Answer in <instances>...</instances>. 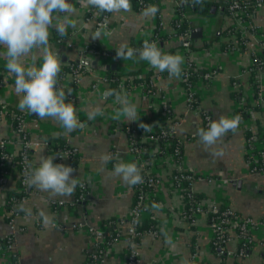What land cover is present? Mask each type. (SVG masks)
<instances>
[{"label":"crops","instance_id":"0c3cea01","mask_svg":"<svg viewBox=\"0 0 264 264\" xmlns=\"http://www.w3.org/2000/svg\"><path fill=\"white\" fill-rule=\"evenodd\" d=\"M180 1H159L160 33L168 35L166 40L155 38L153 41L157 42L165 53H168L169 48L178 45L169 54L179 53L184 57L182 69L188 60L205 71L214 69L212 78L207 80L200 77L194 81V89L199 98L197 108L191 109L186 106L180 78H169L168 73L157 71L147 61L120 58L115 60L108 55L101 56L102 59L96 57L88 59L97 60L98 65L115 64V69L108 71L118 72L123 76L128 71L139 68L141 72L137 74L138 76L144 77L151 72L153 94L147 95L142 83H132L128 89L121 90L128 94L132 104L136 106L138 118L135 121L118 115L121 105L116 102L115 96L105 95L108 92V83L98 81L94 77L95 74L103 76L104 72L108 71L103 69L96 71L97 68L92 67L94 73L85 72L76 81V99L73 104L78 110L79 120L84 125L82 128L65 135V130L51 118L40 119L35 114L23 111L28 114L23 121L24 130L32 140L39 142L32 148L30 171L38 167L42 155L54 156V163L69 165L75 170L72 177L78 179V185L81 183L84 185L85 196L83 200L75 202L74 195L71 198L53 196L49 192L32 187L30 195L20 204L30 209L32 215H26L19 210L10 214L4 207L5 192L2 189L15 188V177L13 175L6 177L4 185L0 187V240L11 236L8 252L14 253L13 264H87V253L92 245V237L87 231V226L104 228L102 224L104 220L111 217H126L132 200V186L127 185L113 171L117 163L115 156L118 155L119 160L125 163L131 161L128 139L123 127L142 124L147 114L160 118L161 103L170 107L172 117L177 122L174 135L183 140L182 156L179 162H175L172 156L165 152L158 158L153 157L149 163L148 169L157 177L158 183L151 192L155 200L150 205V211L143 213V217L152 216L156 221L157 232L141 237L137 244L136 264H264V174L252 172L244 157V129L254 130L256 119L260 120L261 114L253 112L250 118L241 120L236 133L229 132L223 138L222 143L216 146L223 150L222 157L213 156L211 153L214 149H206L196 135L197 129L208 127L209 120H216L220 116L231 118L234 109L251 101L252 90L246 68L253 53L264 54V4H259L255 8L252 23L256 26V34L253 35L244 31L242 24L224 14L223 10L222 13L217 9L210 15H200L185 6V14L193 23L191 28L197 25L201 27L200 36H189L193 50L188 51L186 47L179 45L180 37L171 34L173 31L170 25L172 17L170 12ZM209 1L211 2L209 10L212 5L217 8L223 7L222 0ZM68 2L77 9V13L71 17L77 21L76 27L68 28L63 39L49 42L54 50L57 49L60 60L61 56L74 60L77 51L84 43L92 40L91 36L96 32L95 10L89 9L84 0ZM141 12L142 10L132 8L131 12L109 13L100 38L91 42L94 41L99 48L108 52L116 51L121 44L126 43L129 46L133 41L149 38L156 26L155 16L144 17ZM234 22L240 29L239 35L242 34L246 38L245 45L243 48L224 50L223 45L228 44L231 35L230 32L222 31L229 25L234 26ZM53 29H50V35ZM207 42L208 46L204 47L203 44ZM4 51L5 49L0 47V67L6 68ZM33 56L35 61L29 56L26 63L35 62L39 66L42 63L41 55L34 52ZM259 72L255 74L264 81V71ZM70 79L71 74L66 75L63 83L67 84ZM14 86L15 84L11 82L0 86V137L8 140H13L16 132L2 109L7 108L6 105L19 109L21 97L15 93ZM232 91L239 95L230 96ZM97 105L102 109L103 115L89 120V111ZM58 136L76 149L79 155L76 164L71 165L68 156L61 159L59 155L67 154L55 152L48 144L53 142L52 138ZM186 136L190 138L186 139ZM15 145L16 143L13 144L12 141L10 151H15ZM156 148L155 142L148 143V152H154ZM104 154H113L114 159L104 163L100 159ZM176 167L199 175L192 181L191 186L194 191L205 197L203 199L205 205L218 206L223 203L254 221V226L250 229L252 244L247 255L243 257L233 255L237 239L233 238V232L230 230L231 239L227 241L225 247L232 254L223 255L222 261L219 262L217 254L209 250L213 228L207 222L206 214L197 213L193 224L184 220L181 214L182 196L169 181L170 173ZM207 177L214 179L209 180ZM52 201L56 203L61 201V204L54 208ZM41 211L53 219L55 226L43 223L39 215ZM117 227L121 235L105 248V253L95 264H127L128 243L122 236L125 226ZM192 238L194 251L190 247ZM169 239L171 244L167 242ZM8 252L0 248V264H8L10 260Z\"/></svg>","mask_w":264,"mask_h":264},{"label":"clouds","instance_id":"9594fccd","mask_svg":"<svg viewBox=\"0 0 264 264\" xmlns=\"http://www.w3.org/2000/svg\"><path fill=\"white\" fill-rule=\"evenodd\" d=\"M89 9L95 10V15L103 13L131 12V0H84ZM182 4L191 3L196 6L203 0H181ZM159 8L148 5L142 9L144 17H154ZM56 13L57 15H53ZM77 9L68 0H0V47L5 49L6 69L15 77V93L20 96L18 108L35 114L40 119L56 121L64 130L65 135L70 134L84 125L79 120L77 108L67 97L72 89L65 88L59 83V74L62 70L57 49L49 43L50 29L54 28L60 36H66L68 28H75L77 21L71 17ZM62 14V15H61ZM56 21V23H53ZM97 30L91 37L99 39L102 34ZM34 52L42 57V63L37 66L35 62L26 63V58ZM116 56L122 60L138 59L147 61L149 65L159 72H167L169 78L179 79L182 75L184 57L177 54L165 53L155 41L145 40L139 49L121 44L116 49ZM90 66V64H86ZM106 95L115 96L116 102L121 105L118 115L125 116L129 121L137 117L136 106L132 104L126 92L109 90ZM103 115L102 109L97 105L88 113V119L93 120ZM242 116L236 114L231 118L220 116L216 120H209L208 127L197 129L196 135L206 149H214L212 155L222 157L224 152L216 146L221 144L223 138L229 133H236L239 129ZM145 131L149 130L147 124H141ZM61 159L68 155H59ZM54 156H41L38 167H35L26 176L25 182L29 188L49 192L53 196L71 198L79 184L77 178L72 177L75 171L71 166L54 163ZM114 174L120 177L127 185L135 186L143 183L141 168L136 163H125L115 156ZM104 163L114 159L113 154H104L100 157ZM18 210L31 216V210L23 205ZM45 225L52 224L53 219L43 211L39 213ZM171 244V240L167 241Z\"/></svg>","mask_w":264,"mask_h":264},{"label":"trees","instance_id":"16d2710c","mask_svg":"<svg viewBox=\"0 0 264 264\" xmlns=\"http://www.w3.org/2000/svg\"><path fill=\"white\" fill-rule=\"evenodd\" d=\"M159 1L160 0H131V4H132V8L134 10H138L141 11L142 9H144L146 6L148 5H156L159 8ZM241 1L242 5H245V11L246 13L250 14L251 17L254 16L255 14V8L259 5V4H264V0H239ZM211 2L209 0H203L202 4L196 5V6H192L191 3L188 4H182L181 1L179 2V4H177L175 7V13L176 15L181 16V18H175V17H171L170 19V25L173 28V32L171 33L172 35H174L175 37H180V43L179 45L184 46L187 48L188 51L193 50V46L191 45V41L189 38V30L191 28V26H193V23L191 21V19H189V17L185 14V6H188L194 13L196 14H200V15H210L211 13L209 12V6H210ZM221 4L223 5V12L226 15L230 16V12L228 10V0H222ZM160 11V9H159ZM159 11L157 12V14L155 15V21H156V26L155 29L153 30V35L150 36L149 38L145 39V40H149L150 42L153 41L155 38H157L158 40H166L167 35L165 33H160V16H159ZM224 33L227 32H233L235 34V37L237 38V46L240 48L245 45L246 42V38L245 37H241L239 35V31L236 30L234 28L233 25H229L227 26L224 31H222ZM65 36H60L54 29L52 31V34L49 36V42H56L60 39H63ZM145 40H137V41H133L130 43V47L133 48H141L143 46V42ZM185 43H187L185 45ZM209 42L204 43V47L208 46ZM88 46H90L93 49H98L99 47L97 46L96 43L94 42H89ZM178 46V45H176ZM176 46L169 48L167 51L168 53H172L173 50L176 48ZM232 47L231 44H224L223 48L224 50H230ZM108 53L110 56L112 57H117L116 56V51H110L108 50ZM69 58V57H67ZM69 61H66V63L62 64V70L59 74V83L62 84V78L65 77L68 74H73L74 73V61L72 59H68ZM116 60V59H115ZM258 63V65H257ZM257 67H261V69H264V54H257L255 56V60L252 61V63H250L247 66V71H248V81L250 84V88L253 91V98H257V86H256V82H255V73L257 71ZM187 72V76H186V80L183 81L181 84L186 87V85L188 83L194 82L195 80H197L198 78L202 77L203 72H205V70L203 69H194V66L192 65L191 67H189L188 70H183L182 74H184V72ZM141 72V68L136 69V70H131L128 71L126 74H131V75H137ZM84 73V72H83ZM82 73V74H83ZM164 73H167L166 71ZM150 73H147L144 77L139 76V77H134L132 79V83H142L143 84V90L147 95H151L154 92V89L152 88V82H151V77H150ZM10 76V77H8ZM123 76V74L118 73V72H104V79L107 81L108 83V91L109 90H116L117 92L118 90V84H119V80L122 79L121 77ZM13 77L15 80V77L8 72V70L6 68L0 67V86L10 82V78ZM233 80H231L232 82ZM124 85L125 89H128L129 87V82L127 80H124L122 82V86ZM65 90H67L68 88L72 89V95H69V97H67L68 100L73 101L76 99V82L74 79L70 80L65 86H64ZM262 94L264 97V89L262 90ZM236 95H239L236 91H232L230 93V96L235 97ZM111 97H113L112 95H109ZM199 105V98H198V94L194 93V100L190 103V106L192 109L197 108ZM0 109H1V105H0ZM159 111L163 112L160 118H154V116H152L151 114H147L144 118V121L142 122V124H149V123H153L152 129L151 130H147L145 131L142 127H140V125L136 126V133L133 134L131 131L129 130L128 126H124L123 130L126 133V137L128 139V144L130 141L135 140L136 141V145L137 146H141L142 148H145L146 150H148V143L149 141L153 140V138L151 140L145 139V136L150 134L152 135V137H156L158 136L157 142L159 144L160 150L161 152L158 151H154V152H148L146 151L145 153L142 154V157H144L145 159L148 160V162L146 163L145 167L148 168L149 167V163L152 161L153 157H160L159 155L167 152L170 156H172V158L174 159L175 162H179L181 160V156H182V145H183V140H181L180 138L176 137L174 135L173 132H169V127L167 126V124L170 123V121H174V118L172 117V113H171V109L170 107L165 104V103H161L159 106ZM253 112H258L259 114H261V119L258 120L256 119V127L254 130L250 129V128H245L244 129V140H248L250 138L254 139L255 138V142L260 141L262 138H264V105L262 103H258V102H254L251 103L250 101L244 103L242 106L237 107L236 109H234L233 112V116L236 114H240L242 116V120L248 119L252 116ZM4 116L7 118V120L10 122V125L12 127V129L16 132V137L13 138V142L16 143V149L14 151V153H11L10 151H8L5 145H2L4 147H2L0 145V187H2L5 183V178L8 176H14L15 177V188H11V189H7V188H3L2 190L5 192V198H4V207L6 209L7 212H9L10 214H13L14 212L18 211V206L30 195L32 188H25L21 185V179L19 176V170H20V151H21V147L19 144L20 139H26V138H30L28 132L26 130L22 129V121L23 119H25L28 114L17 109L14 108L12 106H7V111L4 112ZM161 124V125H160ZM161 129H164L166 131H168L167 134H165L164 136H160L161 133ZM190 138V136H186L185 137ZM31 139V138H30ZM53 142L52 143H48L55 152L59 153V152H63L66 151L67 149H71L73 147L69 146L68 144H66V142L64 141L63 138L61 137H56V138H52ZM0 140L6 141L5 138H1ZM167 143H169L168 145H166V141ZM263 148V147H262ZM260 150L263 149H256V147L251 146V153L254 152H259ZM74 158H69L70 159V163L71 165L76 164L77 162V158H78V153H76V155H74ZM244 157L247 160L248 158V153H244ZM32 158V151L28 150V159L29 161H31ZM112 161V160H110ZM262 159L259 160L258 164L262 163ZM136 163L134 161V159H131L130 163ZM138 165V164H137ZM252 166H254L252 163L249 164V167L252 168ZM259 169V168H258ZM188 173H191L189 171H185ZM150 173L153 175L154 178H157L153 172L150 171ZM172 173H175V171L173 170ZM141 174L143 176V171L141 170ZM171 174V173H170ZM199 175H193V177H196ZM170 177V176H169ZM182 189H180V194L182 196V202H183V211H182V216L184 218L185 221H187L190 224H193L191 222V220H193V218H195V213H196V202H200L202 201L205 197L199 193L198 191H193L190 192V187H191V182L188 180H182ZM137 185L132 186V200L130 203V207L129 209L134 205V203L136 202L137 199V192L139 189H137ZM145 189V188H144ZM143 189V190H144ZM150 189V190H149ZM146 190H149V196L147 197L145 203L142 202V208L144 209V212H148L150 211V205L154 202V196L151 195V192L153 190V187L151 188H147ZM85 193H84V187H80L79 185L76 187L75 189V194H74V198H75V202L81 201L84 199ZM82 197V198H80ZM52 206L57 207V204H53ZM201 209L206 211V220L207 222L211 225L213 222H219V221H226L228 220V224L229 222H233L235 221V225H233V227H230V229H228V231L222 232V233H216L214 231L212 239L209 242V250L214 253L217 254V256H222L225 255L224 253H220L218 248L219 246H224L225 243L223 244L221 242V238H224L226 240H230L231 236H230V230L233 232V238L235 239H239V241H237V245H236V249L234 251V256L236 257H243L245 255H247V253L250 250L251 244H252V240H251V236H250V230H246L245 231V235L250 236V241L246 240L244 238V233L242 231V229L240 228V225L243 223V221L245 219H248L250 217L248 216H243L241 213L231 209L228 205L220 203L218 205V209L216 211H210V209L207 208V205L202 204L201 205ZM129 213V211H128ZM129 215V214H128ZM128 215L126 217L123 218H118V217H111L108 218L106 220L103 221V225L104 228L107 229V236L106 239L107 240H111L113 237H115L116 235H121L120 231H119V227L117 226H124L126 221L128 222ZM10 219V215L7 216V220ZM223 225L227 226V223H223ZM101 228V227H99ZM135 231L138 232V236L136 238H132L130 239L131 241H133L134 243L137 244L139 243L140 239L142 236L146 235V234H150V233H155L157 232V226H156V221L152 218V216H147V217H142V219H140L136 224H135ZM91 235V234H90ZM122 236L125 237V239L127 240V238L129 237V234L127 233L126 229H124V233L122 234ZM92 237V235H91ZM194 240V238H192L190 240V247L191 250L194 251V242H192ZM11 242V236H7L4 239L0 240V248L5 249L6 246ZM92 242H93V238H92ZM93 249V244L91 245L90 249L88 250L87 253V258H86V262L87 264H95L97 261L100 260V258L103 256H101L100 258L96 259V260H92L89 256V252ZM8 252V250H7ZM239 252L241 253V255L239 254ZM8 258L10 259L8 262L13 264V260L15 259L14 253H10L8 252Z\"/></svg>","mask_w":264,"mask_h":264},{"label":"built area","instance_id":"2783aa9c","mask_svg":"<svg viewBox=\"0 0 264 264\" xmlns=\"http://www.w3.org/2000/svg\"><path fill=\"white\" fill-rule=\"evenodd\" d=\"M228 10L230 12V16L237 19L238 23H241L244 31L246 32H250V35L256 34V26L252 23V17L250 16V14L246 13L245 11V5L241 4V1L239 0H228ZM94 10V9H93ZM175 7H173V9L170 12V15L172 17H177V18H181V16L176 15L175 13ZM109 13H103L99 16L96 15V20H95V29L99 30L101 28V26H104L105 21L108 17ZM161 23H159L160 25ZM234 28L236 30H238L240 32V29L238 28L237 24L234 22ZM171 30L173 31V28L171 27ZM231 35V39L229 40L228 44H231L232 47L230 50L232 49H236L238 48L237 46V38L235 37V34L233 32L229 33ZM241 37H244V35L240 34ZM187 44V43H185ZM80 51V58H92V57H96V56H108L109 53L105 50V49H93V48H88L83 46L81 48ZM257 54L253 53L251 56V62L253 60H255V56ZM98 58V57H96ZM194 66V69H200L198 68V66L196 67L193 62L191 60H188L184 66V68L182 70H188L189 67ZM258 65V63H257ZM74 73L71 74V79H74L75 82L78 80V78L80 77V75L84 72H87L88 74L94 73L95 71H92L90 68V66H86L85 64L81 63L80 61H74ZM90 67V68H88ZM259 71H264V69H261V67H257V71L256 73H258ZM214 69H209L206 70L205 72H203L202 77L204 79H209L212 78V75L214 74ZM260 73V72H259ZM94 76V75H93ZM186 76H187V72L185 71L184 74L181 75L180 80L183 82L186 80ZM10 77V76H8ZM98 81H104L107 83V81L104 79V75L103 76H99L98 74H95L94 76ZM65 77L62 78V86L64 87L66 84L63 83ZM132 77H128V76H123L121 81L119 82V86L122 85V82L124 80H131ZM10 80L12 81L11 83L15 84V80L14 78H10ZM255 82L257 83V101L258 103H262L264 105V97L262 94V90L264 89V81L262 80V78L260 79L258 77L257 74H255ZM253 92V91H252ZM194 93H196V90L194 89V82L188 83L186 85V87H184V98H185V103L186 106L188 108H191L190 103L194 100ZM69 97V96H68ZM7 107V105H6ZM192 109V108H191ZM3 112L7 111V108L2 109ZM163 113V112H162ZM163 115V114H161ZM205 117V115H204ZM207 118V117H205ZM24 121V119H23ZM23 121H22V129L23 128ZM177 124L176 121H170L169 124H167V126L169 127V132H173L174 133V127ZM161 125V124H160ZM153 123H149L148 124V128L149 130L152 129ZM129 130L131 131L133 134L136 133L135 129L136 126H128ZM168 131L161 129V133L160 136H164L165 134H167ZM153 138V140H151ZM145 139L151 140L149 142L154 141L155 143L158 144L157 139L158 136L156 137H152V135L148 134L145 136ZM6 141L0 140V145H5L8 151H10V144L12 145V140H8L5 139ZM166 141V140H165ZM136 141H130L128 144V152L131 155V159H134L135 162H137L138 166L141 168V170L143 171V183L138 184L137 189V199L136 202L134 203V205L129 209V215H128V222L126 221L125 223V229L127 231V233L129 234V237L127 238V243H128V248H127V253H126V262L127 264H136L137 263V256H138V250H137V246L136 243H134L133 241H131L130 239L132 238H136L139 234L138 232L135 231V224L142 219L143 217V213H144V209L142 208V202L145 203L147 197L149 196V190H146L147 188H151L154 187L157 183H158V179L154 178L153 175L150 173V170L148 168L145 167L146 163L148 162L147 159H145L144 157H142V154L145 153L146 150L145 148H142L141 146H137ZM167 143V141H166ZM14 144V142H13ZM20 147H21V151H20V170H19V176H20V181H21V185L25 188H27V184L25 182V178L26 176L30 173V161L28 159V150L32 151V148H34L35 146H37L39 144L38 141L36 140H32L30 138H26L19 141ZM169 143H167L166 145H168ZM159 145V144H158ZM251 146L256 147V149H263L260 150L259 152H254L251 153ZM4 147V146H2ZM263 147V148H262ZM158 152H161L160 147H158L157 149ZM11 153H14L13 151H10ZM65 152L69 158H74L77 153L75 148H71V149H67ZM245 152L248 153V158H247V163L249 164H253L254 166H252V168H250V170L252 172H256V173H261L264 174V138H262L260 141L255 142V138L252 139H248L245 140ZM76 158V157H75ZM156 158V157H155ZM263 160L262 163L258 164L259 160ZM259 168V169H258ZM175 173L170 174L169 177V181L171 183V185L180 191V189H182V180H188L192 183V181L199 177H193L194 174L192 173H188L185 172L186 170H183L180 167H176L174 169ZM212 177H207V179L211 180ZM214 179V178H212ZM226 180H223V183H225ZM81 188L84 187V185L81 183L79 185ZM145 188V189H144ZM144 189V190H143ZM194 190L192 189V186L190 187V192H193ZM81 198V197H80ZM53 204H61V201L59 202H55L52 201ZM196 213H202L204 212L206 214V211L201 209V205L204 204L203 200L200 202H196ZM208 209H210V211H216L218 209V206L212 205V206H207ZM195 218H193V220H191V222H194ZM223 223H227L226 225H223ZM233 225H235V221L233 222H229L228 224V220L226 221H219V222H213L211 224L212 228H213V233L214 231L216 233H222L225 231H228V228L233 227ZM254 226V221L251 218L245 219L243 221V223L240 225V228L242 229L244 235H245V231L246 230H250L251 227ZM87 231L92 235L93 238V249L89 252V256L92 260H96L98 258H100L104 253H105V248L115 239H117L119 237V234L116 235L115 237H113L111 240H107L106 236H107V229L106 228H99L93 225H88L87 226ZM244 238L246 240L250 241V236L245 235ZM228 240L221 238V242L225 245L227 243ZM237 241H239V239H237ZM225 245L223 246H219L218 250L220 253H224L225 255H230L232 254L231 251L227 250ZM10 243L6 246L5 249H3V251H7L9 249ZM239 254L241 255V253L239 252ZM234 255V254H233ZM193 256L195 257V254H193ZM223 257L222 256H218V261H222ZM8 264H11L8 262Z\"/></svg>","mask_w":264,"mask_h":264},{"label":"water","instance_id":"95a60500","mask_svg":"<svg viewBox=\"0 0 264 264\" xmlns=\"http://www.w3.org/2000/svg\"><path fill=\"white\" fill-rule=\"evenodd\" d=\"M218 9V11L220 13H222V10H223V7H219L217 8L216 6L212 5L210 7V10L209 12L212 13L214 11H216ZM201 34V27L200 26H194L190 29L189 31V36L191 37H197V36H200ZM61 61L62 62H66L68 61L67 60V57H64V56H61ZM75 61H80L81 63L83 64H90V67L92 68H98V69H103L105 71H108L109 69H115V64H99L98 65V61L95 60V59H87V58H80V51H77V56L75 58ZM106 95V94H105Z\"/></svg>","mask_w":264,"mask_h":264},{"label":"rangeland","instance_id":"374dc122","mask_svg":"<svg viewBox=\"0 0 264 264\" xmlns=\"http://www.w3.org/2000/svg\"><path fill=\"white\" fill-rule=\"evenodd\" d=\"M95 30H96V29H95ZM96 31H97V30H96ZM92 40H93V39H92ZM92 40H89V42H91ZM89 42H88V43H89ZM93 42H94V41H93ZM88 43H84L83 46L88 47V48H91L90 46H88ZM81 48H82V47H81ZM81 48H80V50H81ZM96 57L102 59L101 56H96ZM115 59L118 60L119 58L115 57ZM67 60H68V58H67ZM74 60H75V58H74ZM88 68H90V67H88ZM90 69H91V68H90ZM91 70L94 71V69H91ZM95 70L98 71V70H101V69H98V68H97V69H95ZM124 76H125V77H126V76H128V77H132L131 80H128V79H127V81L129 82V86H130V85H133V84H132V79H133L134 77H139L138 75H131V74H125ZM122 77H123V76H122ZM122 77H121V78H122ZM141 77H142V76H141ZM12 78H13V77H12ZM120 81H121V79L119 80V82H120ZM180 81H181V80H180ZM10 82H12V81H10ZM181 83H182V81H181ZM182 87L184 88L183 85H182ZM118 90H119V91H121V90L124 91V90H125L124 85H123V86H122V85H121V86H118ZM251 93H252V99H251L250 102H251V103H254V102L257 101V98H253V92L250 91V94H251ZM71 95H72V94H71ZM70 97H71V96H70ZM70 97H69V98H70ZM72 102H74V100H73ZM152 142H154V141H152ZM156 144H157V143H156ZM158 147H159V145L157 144V148H156L155 151H157Z\"/></svg>","mask_w":264,"mask_h":264}]
</instances>
